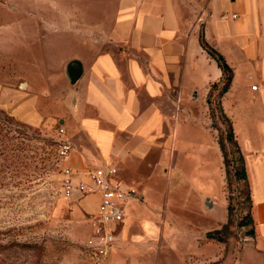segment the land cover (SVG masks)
<instances>
[{
  "label": "rangeland",
  "instance_id": "rangeland-1",
  "mask_svg": "<svg viewBox=\"0 0 264 264\" xmlns=\"http://www.w3.org/2000/svg\"><path fill=\"white\" fill-rule=\"evenodd\" d=\"M48 6L52 9L27 4L19 10L0 0V264H264V242L249 186L236 175L240 152L228 140V124L217 109L216 94L223 85L212 88L215 118H210L209 109L198 110L196 116L197 134L212 158L194 163L187 151L179 170L173 147L172 162L147 182L126 180L120 171L126 183L142 191L143 200L130 205L131 215L118 226L119 240L105 258L88 248L97 197L83 199L64 184L66 168L71 166L68 158H59L56 137L63 127L60 117L75 104L69 101L75 85L66 75V61L50 62L52 56L45 51L49 40L60 33L70 37L53 23L56 4ZM56 45L58 58L79 53L78 42L61 40ZM61 61L63 65H55ZM28 82L39 95L35 100L40 97L37 124L15 111L34 96ZM188 114L182 117L191 120ZM65 129L75 145L85 142L82 133L72 135V129Z\"/></svg>",
  "mask_w": 264,
  "mask_h": 264
},
{
  "label": "crops",
  "instance_id": "crops-1",
  "mask_svg": "<svg viewBox=\"0 0 264 264\" xmlns=\"http://www.w3.org/2000/svg\"><path fill=\"white\" fill-rule=\"evenodd\" d=\"M76 1L6 0L19 10L27 4H56L53 23L70 37L60 33L49 40V61L83 62L84 73L69 97L75 104L70 111L64 106L67 113L59 119L72 135L86 138L76 143L68 165L83 170L115 163L126 180L147 182L172 162L173 147L179 170L187 151L194 163L208 162L212 157L197 134L196 116L198 110L210 112L212 88L224 84V72L203 47L205 40L233 69L220 103L244 155L254 219L264 242V0H104L86 6ZM61 40L78 42L79 53L58 58ZM27 85L34 96L15 111L37 124L40 97L35 100L38 94ZM196 174L202 177L200 170ZM92 196L97 197L96 213L100 196Z\"/></svg>",
  "mask_w": 264,
  "mask_h": 264
},
{
  "label": "built area",
  "instance_id": "built-area-1",
  "mask_svg": "<svg viewBox=\"0 0 264 264\" xmlns=\"http://www.w3.org/2000/svg\"><path fill=\"white\" fill-rule=\"evenodd\" d=\"M236 16V15H234ZM257 89V85L252 86ZM58 156L64 161L76 149L75 143L66 137V129L60 127L56 137ZM64 184L69 191L84 196L98 194L100 201L97 217H93L94 232L87 242L88 248L100 257H106L109 249L116 245L118 226L126 222L133 202L143 200L142 191L126 183L120 177L119 167L115 164H91L83 170L67 167Z\"/></svg>",
  "mask_w": 264,
  "mask_h": 264
},
{
  "label": "trees",
  "instance_id": "trees-1",
  "mask_svg": "<svg viewBox=\"0 0 264 264\" xmlns=\"http://www.w3.org/2000/svg\"><path fill=\"white\" fill-rule=\"evenodd\" d=\"M202 43H203V47L207 50V52L213 58L216 59L219 66L223 69V72H224V84L219 89V92L217 94V101H219L217 104V109L220 113V118H223V120L225 122H227V124H228V132H227L228 140L230 142L234 143L240 152V158L239 159L241 162V167L236 170V175L239 179L244 180L248 183V175H247V170H246V166H245V159H244V155L241 151L240 145L238 143V140L236 138L233 123L230 120V118L223 112V108H222L221 103H220V98L229 89V87L231 85V82L233 79V69L226 62L223 55L220 54L215 48L211 47L205 40H202ZM209 103H210V105L212 104V101L210 99H209ZM214 112H215V109H213L212 106H210V117L212 119L215 118ZM219 144H220L221 150H222L224 158H225L226 166H228L223 139H219ZM248 186H249V183H248ZM249 197L251 198L250 189H249ZM250 219L251 218H249V220Z\"/></svg>",
  "mask_w": 264,
  "mask_h": 264
},
{
  "label": "water",
  "instance_id": "water-1",
  "mask_svg": "<svg viewBox=\"0 0 264 264\" xmlns=\"http://www.w3.org/2000/svg\"><path fill=\"white\" fill-rule=\"evenodd\" d=\"M84 73V65L83 62L78 59V58H74L72 60H70L67 64H66V75L70 81L71 84H76L77 81L81 78V76ZM21 86H25V82H23L21 84ZM64 120L61 119V122H63ZM208 206H211L210 202H207Z\"/></svg>",
  "mask_w": 264,
  "mask_h": 264
}]
</instances>
